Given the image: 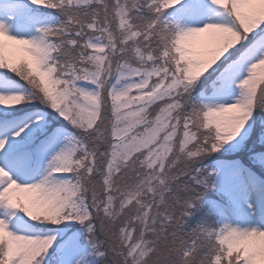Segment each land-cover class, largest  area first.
I'll return each mask as SVG.
<instances>
[{"label":"snow or ice","instance_id":"snow-or-ice-1","mask_svg":"<svg viewBox=\"0 0 264 264\" xmlns=\"http://www.w3.org/2000/svg\"><path fill=\"white\" fill-rule=\"evenodd\" d=\"M0 264H264V0H0Z\"/></svg>","mask_w":264,"mask_h":264},{"label":"trees","instance_id":"trees-1","mask_svg":"<svg viewBox=\"0 0 264 264\" xmlns=\"http://www.w3.org/2000/svg\"><path fill=\"white\" fill-rule=\"evenodd\" d=\"M249 146L251 147V142L249 143ZM261 149L259 148V146L256 147V151L259 152ZM247 163V161H245ZM257 172H259V168L257 167L255 169Z\"/></svg>","mask_w":264,"mask_h":264}]
</instances>
